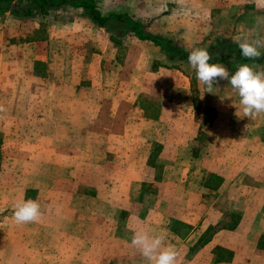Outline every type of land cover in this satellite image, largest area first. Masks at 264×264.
Returning a JSON list of instances; mask_svg holds the SVG:
<instances>
[{
    "label": "crops",
    "instance_id": "crops-1",
    "mask_svg": "<svg viewBox=\"0 0 264 264\" xmlns=\"http://www.w3.org/2000/svg\"><path fill=\"white\" fill-rule=\"evenodd\" d=\"M237 2L94 0L101 16L127 15L146 33L172 41L186 52L194 47L186 48L189 38L202 36L204 39L212 33L216 38L213 28L208 26L209 20L224 7ZM66 7L75 6L60 8ZM58 9H52L51 13ZM8 13L11 14L7 11L0 15ZM180 18H188L196 29L185 32L172 28L171 20ZM90 21L92 23L83 22L85 30L77 20L64 26L54 23L48 38L36 40L39 41L40 51L36 53L39 57L33 59L28 68L37 78H52L59 94L55 91L53 96L44 97V92L38 91L39 94L34 96L27 92L26 98L36 99L39 103L53 98L59 108L64 102L69 104L71 101L72 105V89L81 80L77 77L80 66L82 71L87 69V84H107V87L103 85L99 97L102 104L97 106V115L109 116L112 119L108 128L113 133L111 137L120 138L102 146L103 163L117 165V168L103 173L100 182L94 178L88 181L96 182V187L87 194L97 202L86 205L85 221L64 219L59 222L61 226L54 230V251L46 252L45 247H37L36 252H5L6 264H46L45 260H51L53 264H147L130 243L133 231L138 229L162 235L163 244L173 246L178 253L176 264H264V113L254 118L245 117L240 110L239 97L227 80H218L212 93L205 92L203 83L176 73H180L178 69L183 63L172 62L159 46L138 39L132 32L140 43L149 42L159 48L163 53L159 60L165 63L153 72H164L166 77H151L155 79L150 84L159 90L165 88L168 91L166 99L159 102L153 99L147 108L142 104L145 97L122 90L125 64L119 58L115 61L107 59L110 48L121 49L125 43H113L109 31ZM146 21L149 24L146 25ZM200 24L206 28L200 30ZM115 25L120 32L126 33L123 24ZM92 26L100 29H96L97 38L90 36L92 46L96 51L100 49L99 54L91 51L92 58L85 61V65L78 64V60H70L65 65L58 61L57 66L49 61L51 56L60 53L56 49L62 41H55L57 38L59 40L73 29L79 32L73 37L75 42L81 35L91 33L87 30L94 31ZM105 32L110 34V43L103 35ZM179 41L183 43L179 45ZM62 46L67 51V46ZM3 48L9 50L6 46ZM199 48L217 49L210 45ZM6 61L7 67L17 63L12 59L9 61L7 56ZM220 64L229 69L226 63ZM247 64L262 69L264 61ZM50 67H53V75L48 73ZM17 80L12 76L11 83ZM193 83H197L200 94L197 107ZM67 85L70 87L63 94ZM175 94H179L176 99L173 98ZM80 96L81 93L76 98ZM99 100L91 101V104L99 103ZM158 103H164V106ZM156 107L159 111L154 110V113L152 109ZM98 130L93 128V131ZM64 210L69 211L67 206ZM70 213L67 214L71 216ZM98 213L103 214L104 219H96ZM83 229L85 234H82ZM40 242L45 243L43 240L37 243Z\"/></svg>",
    "mask_w": 264,
    "mask_h": 264
},
{
    "label": "rangeland",
    "instance_id": "rangeland-1",
    "mask_svg": "<svg viewBox=\"0 0 264 264\" xmlns=\"http://www.w3.org/2000/svg\"><path fill=\"white\" fill-rule=\"evenodd\" d=\"M23 3L18 1L14 2V5ZM74 20L82 24L83 29L86 27L84 23H92L81 8H59L47 15L42 24V31L36 33L38 27L41 28L37 18L15 17L9 13L0 15V264H6L5 252H36L37 247H45L46 252L54 251V230L61 226L59 222L64 219L85 221L86 205L97 202L87 194L96 187V182L92 184L88 181L94 178L100 182L103 173H108L113 167L117 168V165L103 163L105 158L102 146L120 138L111 137L113 133L108 130L112 119L107 115H97V106L102 104L99 97L103 93V85L107 87V84H87V69L82 71L80 66L79 72L76 73L81 80H77L79 84L72 89V105L71 101L69 104L64 102L59 108L54 104L53 98H47L40 103L36 99L26 98L27 92L33 96L39 94L38 91L44 92V97L53 96L55 91L59 94V88L55 89L52 78H37L28 67L33 63V59L39 57L36 54L40 51L39 41L36 39L44 36L48 38L54 23L55 26L58 23L59 26H64ZM213 20L214 24H211ZM171 22L174 23L171 27L176 30L183 29L188 32L196 29V25L188 18L172 19ZM144 23L147 25L149 21ZM208 26L213 28L216 38L213 33L204 39L202 36L189 38L190 42L185 43L186 48L193 45V48L210 45L220 47L218 51L223 52L238 47L234 40L238 35H247L250 38L264 36V0H238L236 4L218 11L217 15L209 20ZM204 28L206 25L200 24V30ZM96 29L100 31L99 28L93 27L94 31L87 30L91 33L81 35L75 42L73 37L79 32L73 29L59 40L57 38L55 41H62L56 49L60 53L56 57L51 56L52 60L49 61L55 62L56 66L58 61L65 65V62L70 60H78V64L85 65L84 62L92 58L91 51L93 54L100 52L99 48L96 51V47L92 46L90 39V36L94 35L97 38ZM103 35L108 37L110 43V34L105 32ZM119 35L125 47L110 48L107 59L115 61L119 58L125 64L121 80L122 90L137 92L141 97H145L143 99L146 100H142V104L147 108H150L149 104L153 99L157 102L160 99L164 101L168 91H165V88L159 90L150 84V81L159 75L163 76L162 79L166 77L164 72H153L165 64L160 62L163 60H159L163 58V53L149 42L140 43L132 32H120ZM28 40L31 41L24 42ZM23 43L30 44L21 46ZM177 43L180 45L183 42ZM63 44L67 46V51L64 50ZM13 45L16 47L9 49ZM5 46L9 50L6 51L3 48ZM263 53L264 49H261V55ZM6 56L9 61L12 59L17 63L7 67ZM237 66L238 64H234L230 66L231 69H225L233 73ZM254 67L257 71H264V65L262 69ZM179 69L180 73L176 72L178 75L197 80L195 70L189 64H183ZM50 72L54 74L53 67H50L48 73ZM12 76L18 79L15 83H11ZM196 84L193 83V86L197 94ZM69 87L70 85L65 86L62 93L66 94ZM178 91L181 93V88ZM195 91L192 92L195 94ZM79 93L81 96L76 98ZM178 95L175 94L173 98L176 99ZM97 100L99 103L91 104V101ZM158 104L164 106V103ZM157 108L152 111L158 112ZM95 127L100 130L93 131ZM28 199L39 204L41 215L35 221L17 223L12 217L14 205ZM64 206L71 211V216L67 214L69 211L64 210ZM96 219L102 220L104 215L98 213ZM82 234H85L84 229ZM39 240L45 243H37ZM23 241L29 244H21ZM45 262L53 264L51 260Z\"/></svg>",
    "mask_w": 264,
    "mask_h": 264
},
{
    "label": "clouds",
    "instance_id": "clouds-1",
    "mask_svg": "<svg viewBox=\"0 0 264 264\" xmlns=\"http://www.w3.org/2000/svg\"><path fill=\"white\" fill-rule=\"evenodd\" d=\"M241 56L249 60L259 58L264 49V36L250 38L238 35L234 38ZM210 54L205 48H193L188 54V63L195 70L196 79L205 85V92L212 93L218 80H227L239 97L240 110L245 117L264 113V71H257L253 65L237 66L230 75L219 63H210ZM41 215L39 204L32 199L14 205L13 219L17 223L37 220ZM163 236L151 234L143 229L133 231L130 243L144 257L147 264H176L177 251L171 245L163 244Z\"/></svg>",
    "mask_w": 264,
    "mask_h": 264
},
{
    "label": "trees",
    "instance_id": "trees-1",
    "mask_svg": "<svg viewBox=\"0 0 264 264\" xmlns=\"http://www.w3.org/2000/svg\"><path fill=\"white\" fill-rule=\"evenodd\" d=\"M64 5H72L83 9L95 24L111 33V41L115 44H121L120 38L117 37L119 36L120 30H118V27L115 25L116 23H119L121 25L123 24L126 32H133L138 39L153 42L155 45L159 46L172 62L179 64L188 63L189 52L184 51L176 46L175 43L163 37L153 36L146 33L142 26L138 23H134L127 15L111 14L107 17L101 16L96 9L94 0H26L23 4L18 5H14L13 0H0V14L9 11L11 14L21 18H37L41 28L38 29L36 33H39L42 31L43 21L47 15L50 14L51 10L60 8ZM42 38L36 40H43ZM218 50L219 48L207 50L211 57L210 63H226L229 66V69H231L230 66L234 64L240 65L247 62L262 63L264 61V55L252 60L242 57L238 47L229 48L223 52H219ZM230 72L232 74V71ZM193 91H195V89H193ZM193 99L195 107H197L199 104L198 92L197 94L196 91L195 94L193 93Z\"/></svg>",
    "mask_w": 264,
    "mask_h": 264
}]
</instances>
